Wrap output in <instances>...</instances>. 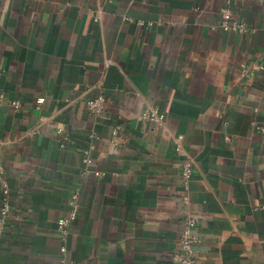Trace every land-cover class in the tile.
<instances>
[{
    "label": "crops",
    "instance_id": "obj_1",
    "mask_svg": "<svg viewBox=\"0 0 264 264\" xmlns=\"http://www.w3.org/2000/svg\"><path fill=\"white\" fill-rule=\"evenodd\" d=\"M263 129L264 0H0V264H264Z\"/></svg>",
    "mask_w": 264,
    "mask_h": 264
},
{
    "label": "built area",
    "instance_id": "obj_2",
    "mask_svg": "<svg viewBox=\"0 0 264 264\" xmlns=\"http://www.w3.org/2000/svg\"><path fill=\"white\" fill-rule=\"evenodd\" d=\"M220 26L224 30H235V31H242L243 25L238 23L234 18L232 17L231 9L226 6L221 8L220 10ZM39 103L43 101L42 98H40ZM12 104L15 107H18L20 105L19 101H14ZM88 109L96 116L102 113L105 105V97L103 95H99L96 98L89 99L87 102ZM154 115V114H153ZM157 121L162 119V115L153 117ZM264 131V129H263ZM85 164L87 166H90L92 161L90 158L86 157L84 160ZM194 169V163L192 159H185L182 161L181 164V176L183 180V184L185 186L186 192L188 188V183L190 180V177L193 173ZM100 172H96V175H100ZM2 198L0 201V235L3 233L4 229L7 225V220L10 213V205H9V190L7 188L6 183L4 182L2 184ZM183 203L189 202L188 194L183 195L182 197ZM78 193L75 192L71 195L68 202V211L67 213L60 217L57 221V229L62 238H64L70 231V226L74 219L78 215ZM197 219L194 217H188L185 220L186 228L184 229L181 237H180V244L182 248V254L177 257L180 264H193V245L198 241V236L196 233L197 229ZM60 252L62 255L66 253V247L65 245H61ZM63 259L61 260L60 264L63 263Z\"/></svg>",
    "mask_w": 264,
    "mask_h": 264
}]
</instances>
